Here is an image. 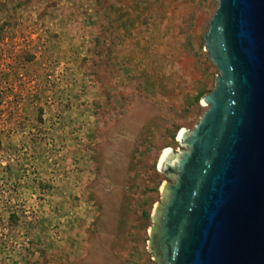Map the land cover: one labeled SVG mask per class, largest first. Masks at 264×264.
Wrapping results in <instances>:
<instances>
[{"label": "rangeland", "instance_id": "374dc122", "mask_svg": "<svg viewBox=\"0 0 264 264\" xmlns=\"http://www.w3.org/2000/svg\"><path fill=\"white\" fill-rule=\"evenodd\" d=\"M218 0H0V264H155L162 153L208 111Z\"/></svg>", "mask_w": 264, "mask_h": 264}, {"label": "water", "instance_id": "95a60500", "mask_svg": "<svg viewBox=\"0 0 264 264\" xmlns=\"http://www.w3.org/2000/svg\"><path fill=\"white\" fill-rule=\"evenodd\" d=\"M205 49L220 75L153 214L156 264H264V0H218Z\"/></svg>", "mask_w": 264, "mask_h": 264}, {"label": "bare ground", "instance_id": "6f19581e", "mask_svg": "<svg viewBox=\"0 0 264 264\" xmlns=\"http://www.w3.org/2000/svg\"><path fill=\"white\" fill-rule=\"evenodd\" d=\"M180 134H181V133H180ZM180 134H179V136H178V142H179ZM168 150H170V149H167V150H165V151L162 153V155H161V157H160V159H159L158 168L160 167V164H161V161H162L163 156L165 155V153H166Z\"/></svg>", "mask_w": 264, "mask_h": 264}, {"label": "flooded vegetation", "instance_id": "af4514ba", "mask_svg": "<svg viewBox=\"0 0 264 264\" xmlns=\"http://www.w3.org/2000/svg\"><path fill=\"white\" fill-rule=\"evenodd\" d=\"M153 256V255H152ZM154 260V259H153ZM155 262V261H154ZM156 264V263H155Z\"/></svg>", "mask_w": 264, "mask_h": 264}]
</instances>
